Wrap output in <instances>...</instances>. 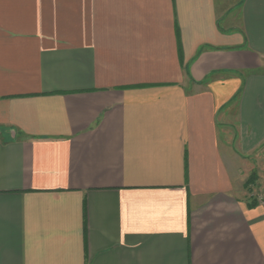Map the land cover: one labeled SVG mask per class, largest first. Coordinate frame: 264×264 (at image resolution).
Wrapping results in <instances>:
<instances>
[{"label": "crops", "instance_id": "crops-1", "mask_svg": "<svg viewBox=\"0 0 264 264\" xmlns=\"http://www.w3.org/2000/svg\"><path fill=\"white\" fill-rule=\"evenodd\" d=\"M263 145L264 0H0V264H264Z\"/></svg>", "mask_w": 264, "mask_h": 264}, {"label": "rangeland", "instance_id": "rangeland-1", "mask_svg": "<svg viewBox=\"0 0 264 264\" xmlns=\"http://www.w3.org/2000/svg\"><path fill=\"white\" fill-rule=\"evenodd\" d=\"M231 127L236 130L235 126ZM240 160L237 170L243 177L241 187L247 196V204L251 209H264V145L252 157L240 156Z\"/></svg>", "mask_w": 264, "mask_h": 264}]
</instances>
